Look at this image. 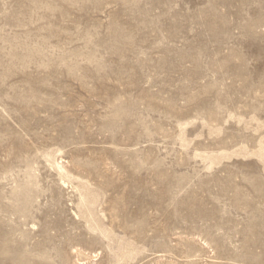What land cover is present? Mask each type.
Returning <instances> with one entry per match:
<instances>
[{"label":"rangeland","instance_id":"obj_1","mask_svg":"<svg viewBox=\"0 0 264 264\" xmlns=\"http://www.w3.org/2000/svg\"><path fill=\"white\" fill-rule=\"evenodd\" d=\"M0 264H264V0H0Z\"/></svg>","mask_w":264,"mask_h":264}]
</instances>
